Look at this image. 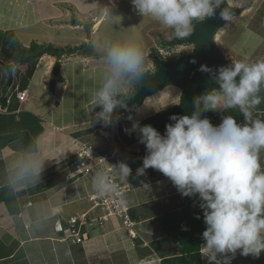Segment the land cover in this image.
<instances>
[{
  "label": "crops",
  "instance_id": "obj_1",
  "mask_svg": "<svg viewBox=\"0 0 264 264\" xmlns=\"http://www.w3.org/2000/svg\"><path fill=\"white\" fill-rule=\"evenodd\" d=\"M40 3L43 5H39ZM55 4H61V7L58 8ZM67 4V0H0V44L4 32L11 31L18 37V32L37 24L43 28L44 37H55L52 30L57 29L60 35L72 33L77 36L80 42L76 44L91 41L92 30L97 27L101 18L96 19L92 24L90 27L92 35L89 34L86 38L81 31L83 25L80 18L76 17L73 24H68L67 17L70 11L62 6ZM45 5L57 13L51 14V10L47 12ZM61 9L64 14L61 13ZM57 14H62L63 17L57 18L59 16ZM73 16L76 14L73 13ZM32 35L21 44L27 46L31 41L46 42L49 39L40 40L37 34ZM55 43V45H66L62 41ZM71 57L81 62L83 68L90 65L91 60L98 64L104 60L102 56L94 59L76 53L63 55L59 59L60 70L64 60H69ZM44 60L46 65H43L45 68L42 71L43 80L39 84V90L47 96L43 101L51 109L44 124L40 121L39 103L28 94V83L22 89H18L16 84L12 86L16 68L12 70L11 84L5 95V101L8 100V103H2L0 100V104L6 108L5 112H0V135L12 132L10 127L13 124L18 130L29 131L37 144V150L32 154L23 152L17 141L0 148V186L10 184L15 191H19L21 205L18 214L10 215L0 203V264H161L163 257L176 254V250L155 218L183 207L184 195L158 170L149 167L144 169L143 173L138 171L143 168V159L148 154L144 144L125 145L129 151L126 166L130 171L125 176L129 188L124 193L123 200L134 222L136 237H130L116 217L106 221L98 220L101 209H92L86 197L101 189L96 182L98 176H104L102 167L94 164L89 172H83L78 169L71 157L78 146V141L111 148L113 144L107 139L109 133L105 130L110 119L102 116L77 121L76 116H72L69 120L56 124L52 115L55 113L57 102L63 99L68 85L61 74L63 81L55 85L53 92L49 90L48 84L53 76L52 65L56 58L48 54H43L39 58L29 83L36 74L40 62ZM1 66L0 62V70ZM5 76L7 74L0 71V95L3 85L1 79ZM60 88L61 92L58 91ZM23 89H27V99L19 101L16 92ZM12 91L14 100L11 96ZM170 91L177 92L175 96L179 97L180 89L171 84L166 85L158 93L167 94ZM213 92L214 90L210 94ZM50 94L53 95L50 97ZM27 100L30 101L31 110H28L30 113H20L22 110L19 105ZM12 105L13 108L10 109ZM20 114L27 122L26 126L21 125L18 117ZM149 114L151 113L138 116L132 122ZM11 115L14 116L13 121ZM228 116L233 119L235 117L230 113H222L209 121L213 126H218L223 118ZM251 120L264 121V110L251 113ZM235 121L240 125L251 123L245 117ZM112 130L116 133L113 126ZM100 135L104 140H97ZM118 138L123 142L119 136ZM259 161L261 170H264V150H261ZM25 165L30 166L27 169L31 170L29 173L24 170ZM82 214L84 221L81 231L86 235L81 242H75L69 236L68 220ZM204 245L205 243L202 247ZM225 258L229 260V264H264V252L258 258L252 255L242 256L239 250L234 256L231 253H217L216 261L202 254L203 264H217V261L223 264Z\"/></svg>",
  "mask_w": 264,
  "mask_h": 264
},
{
  "label": "clouds",
  "instance_id": "obj_2",
  "mask_svg": "<svg viewBox=\"0 0 264 264\" xmlns=\"http://www.w3.org/2000/svg\"><path fill=\"white\" fill-rule=\"evenodd\" d=\"M221 2L132 0L140 14L173 28L179 37L192 32L193 20L212 16ZM221 17L230 19V12L225 9ZM143 61L136 47L114 44L107 51V62L116 78H123L125 73L136 75ZM216 79L220 92L203 98V110L216 109L222 99L223 107H239L251 123L240 125L228 116L213 126L209 119L200 118L198 108L190 117H171L175 123L166 125L163 135L151 126L141 127L140 142L148 154L138 171L143 173L151 167L169 178L182 195L199 196L206 224L201 254L216 261L217 253L234 256L239 250L242 256L258 258L264 252V170L259 161L264 150V121L251 120L249 109L261 99L257 93L264 86V59L220 67ZM111 83L109 80L98 94L103 108L100 115L105 119L117 103L109 91ZM175 102L179 103V97ZM137 127L133 125V129ZM119 168L123 176L129 174L126 165ZM96 183L102 190L108 187L104 176H98ZM223 264H229V260L225 258Z\"/></svg>",
  "mask_w": 264,
  "mask_h": 264
},
{
  "label": "rangeland",
  "instance_id": "obj_3",
  "mask_svg": "<svg viewBox=\"0 0 264 264\" xmlns=\"http://www.w3.org/2000/svg\"><path fill=\"white\" fill-rule=\"evenodd\" d=\"M227 1L231 6L241 7L242 12L228 19L216 33V43L222 53L230 64H233L236 61L253 63L257 60L264 59V0ZM67 2V5L62 6L70 11V14L68 13L67 17L68 24H73L76 17H78V19L80 18V22H82L83 25L81 31L86 38L89 34L92 35L90 28L92 24L96 19L101 18L97 27L92 30L93 35L89 42L97 51L104 52V55L102 56L104 60L99 64L98 62L91 60L90 65L84 68L82 67L81 62L75 60L76 58L71 57L69 60H64L60 72L66 79L68 88L64 93L63 99L60 102H57L55 113L52 115L56 124H59L63 120L67 121L72 116H76L77 121L82 119L91 120L89 116L91 104L99 98L98 94L104 89L105 84H107L109 80L112 81L109 88L112 97L129 96L133 92L135 86L133 82L127 80L125 76L123 78H116L113 76L110 65L107 62V51L110 46L121 44L138 48L144 56L143 64L139 70V72L143 73H146L147 71L151 73L155 70V63L150 51L151 48L157 49L165 60L174 56L187 55L194 49V44L190 42L173 45H168L167 43L164 44L165 41L172 38L173 28L163 25L160 21L149 15L140 14L138 9L132 3V0H67ZM39 5L43 4L40 3ZM59 5L56 6L60 8L61 4ZM45 10L47 12L48 10H51V14L57 13L54 9L47 7V5H45ZM60 11L64 14L63 9ZM73 13H75L76 16L72 17ZM62 14H57L59 15L57 18L63 17ZM42 31H44L43 28H40L37 24L31 28L23 29L20 32L17 31L18 37H16L20 43L25 42L29 36H33V33L37 34L36 36H39V38H41L40 40H46L49 38L46 42L52 44L62 41L66 45H75L77 42H80L78 41V37L74 36L72 33L60 35V31L54 29L52 31L55 37H44ZM14 34L16 35V33ZM79 55L86 56L84 54ZM94 59H97V57H94ZM44 62L45 60L40 62V66L37 68V72L30 83V78H25L18 70H14V80L12 83V86L17 85L18 89H22L28 83V94L33 97L36 103H39V113H41L40 116L43 121L40 118L39 119L43 124L48 119L51 110L43 101L47 96L43 95L42 90H39V84L43 80L42 71L45 68L43 65H46V62ZM75 62H77L76 65ZM0 71H2L3 74L8 75L7 71L3 69L2 66ZM16 79H18V81ZM58 91L61 92V88ZM162 92L158 93L157 91L155 94L147 96L136 110L140 112L147 107L154 106V104L159 105L157 101L165 94ZM219 92V90L215 89L213 93ZM176 93L177 92L170 91L165 94V96L169 99L170 96H173ZM52 95L53 94H50V97ZM11 96L14 100L13 91L11 92ZM53 99L55 101L54 97ZM29 102L30 101L27 100L25 103L19 105L22 110L20 113H30L28 112V110H31L29 108ZM174 102L168 105H159L160 107H158V109L166 108ZM12 108L13 105L10 109ZM23 110L27 111L24 112ZM46 114L48 115L45 116ZM25 115L30 116L29 114ZM13 117V115L10 116L11 121H13ZM18 117L21 120V125L26 126L27 122L23 120L22 114ZM137 117L136 111L132 118L123 114H118L114 117L113 123L111 124V122H109L106 124V127L112 129L113 126L117 133L116 135L124 141V125L122 124V121L127 120L131 122L136 120ZM116 122H118V124ZM99 127H101V125ZM10 130L14 132L18 129L12 124ZM108 133L110 134L109 130ZM108 137L109 135L107 136V139ZM97 140H104V137L100 135Z\"/></svg>",
  "mask_w": 264,
  "mask_h": 264
},
{
  "label": "trees",
  "instance_id": "obj_4",
  "mask_svg": "<svg viewBox=\"0 0 264 264\" xmlns=\"http://www.w3.org/2000/svg\"><path fill=\"white\" fill-rule=\"evenodd\" d=\"M173 45L168 41L164 44ZM152 56L159 58L163 62H169L176 60L182 56H174L167 60L158 52L157 49L151 48ZM74 53L84 54L90 57H101L104 52L97 51L90 42H81L76 45H55L48 42H36L31 41L27 46L21 44L15 34L11 31H6L3 34V38L0 44V62L3 64L11 63L13 69L16 68L25 78H30L35 70L36 64L39 58L43 54H48L56 58L52 65L53 76L49 81V89L54 91L55 85L58 82L63 81V77L60 73V58L63 55H70ZM6 70V69H5ZM146 73H149L147 71ZM200 76V69L198 67H192L184 71L182 83H176L174 81H168L166 85H176L180 89L179 103H174L169 107L160 108L159 105H168L176 99L177 93L170 96L169 99L163 96L157 101L159 105L154 104L152 107H147L144 110L138 112L132 110L131 112H119L110 117L111 124L114 121V117L118 114H123L132 118L137 113V116H142L151 111H157L147 115L146 117L136 121L130 122L123 120L124 125L123 137L124 141H120L116 133L109 127H105V130L110 132L108 140L114 146H117L124 150L127 154L129 151L125 148V145H131L134 143L143 144L140 142L141 134L139 128L144 126H151L156 129L161 135L165 133V127L168 124H174L175 121L171 117L176 116H192L197 109L200 110V118H207L209 120L219 116L222 113H230L235 115V120L244 118L243 112L239 107L225 108L223 107V100L218 102V106L214 110L204 111L203 98L192 93V89L196 85V82ZM3 79V80H2ZM1 79L2 82V95H0L1 102H5V95L10 85L7 84L9 76H5ZM164 85V86H166ZM135 87V86H134ZM163 88V87H162ZM161 88V89H162ZM215 89H212V91ZM220 91V88L217 89ZM134 91V90H133ZM133 93V92H132ZM132 93L129 95L131 96ZM155 94V93H153ZM151 94V95H153ZM209 95V94H207ZM206 95V96H207ZM127 96H115L114 100L125 99ZM153 109V110H151ZM251 113L254 111L264 110L263 106L256 105L254 108L249 109ZM103 111L102 105L99 103V98L91 104L89 116L92 119L102 117L100 113ZM133 125H138L136 129H133ZM89 131L91 129H88ZM17 141L20 144L23 152L27 154L35 153L37 150V144L32 134L27 130H18L0 135V148L6 146L10 142ZM24 170L30 168L29 165H25ZM20 192L15 191L10 184L0 186V203H2L8 214L16 215L21 210L19 202ZM185 205L172 211L165 212L155 218L157 224L161 230L165 233L166 237L173 244L176 254L168 255L161 259V264H203L202 254L200 249L206 241L203 238V231L206 229V224L203 219V210L200 208V198L198 195L192 197L184 196Z\"/></svg>",
  "mask_w": 264,
  "mask_h": 264
},
{
  "label": "water",
  "instance_id": "obj_5",
  "mask_svg": "<svg viewBox=\"0 0 264 264\" xmlns=\"http://www.w3.org/2000/svg\"><path fill=\"white\" fill-rule=\"evenodd\" d=\"M225 9L230 12L231 17L242 12L241 7L231 6L227 0H222L221 4L214 8V14L212 16L205 17L203 20L192 21L193 30L188 36L179 37L175 30H173V37L169 39V43H193L194 49L189 54L169 62H163L153 56V61L156 66L154 72H138L136 75L125 73V78L134 83L135 91L128 98L115 100L117 103L112 112L107 114V117H112L119 112L136 110L147 96L159 91L168 81L182 83L184 71L192 67H198L200 69V76L192 89V93L204 97L210 94L212 89H219L220 86L216 79L218 69L232 65L222 53L215 39L217 31L227 21L221 17V13ZM3 66L9 75L7 84L10 85L13 65L7 63L3 64ZM204 69H207V71ZM236 80H239V76L236 77ZM257 95L261 97L257 105L263 106L264 86L261 87Z\"/></svg>",
  "mask_w": 264,
  "mask_h": 264
},
{
  "label": "built area",
  "instance_id": "obj_6",
  "mask_svg": "<svg viewBox=\"0 0 264 264\" xmlns=\"http://www.w3.org/2000/svg\"><path fill=\"white\" fill-rule=\"evenodd\" d=\"M19 101L27 99V89L16 92ZM8 103V100L5 101ZM6 108L0 104V112H5ZM78 146L72 154V161L76 163L78 169L89 172L94 164L100 165L106 178L108 187L99 189L95 193L88 195L86 200L91 208H100L101 214L97 217L100 221L109 220L116 217L130 237H136L134 222L128 213V207L124 203L123 195L129 186L125 182V176L120 172V164L126 165L128 161L127 153L119 147L112 146L105 148L94 143L78 141ZM84 215L73 216L68 220V232L73 241L81 242L85 233L81 231Z\"/></svg>",
  "mask_w": 264,
  "mask_h": 264
},
{
  "label": "flooded vegetation",
  "instance_id": "obj_7",
  "mask_svg": "<svg viewBox=\"0 0 264 264\" xmlns=\"http://www.w3.org/2000/svg\"><path fill=\"white\" fill-rule=\"evenodd\" d=\"M173 30H174V29H173ZM172 37H173V35H172ZM155 70H156V66H155ZM155 70H154V71H155ZM134 91H135V87H134ZM134 91H133V93H134ZM133 93H132V94H133Z\"/></svg>",
  "mask_w": 264,
  "mask_h": 264
}]
</instances>
